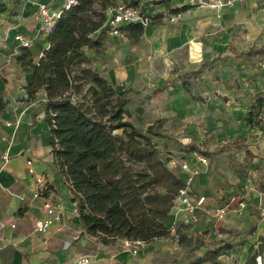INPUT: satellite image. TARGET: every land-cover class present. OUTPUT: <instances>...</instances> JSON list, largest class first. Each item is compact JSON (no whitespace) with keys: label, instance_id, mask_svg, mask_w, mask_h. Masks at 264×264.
Returning a JSON list of instances; mask_svg holds the SVG:
<instances>
[{"label":"crops","instance_id":"obj_1","mask_svg":"<svg viewBox=\"0 0 264 264\" xmlns=\"http://www.w3.org/2000/svg\"><path fill=\"white\" fill-rule=\"evenodd\" d=\"M64 1L0 0V98L6 103L0 110V264H60L73 252L89 254L90 264H195L184 258L190 247L197 259L219 249L218 264H245L264 245V196L261 203L248 198L241 209L231 202L222 219L212 210L192 217L171 209L170 236L141 242L136 252L124 248L122 239L101 244L90 239L70 185L55 164L45 114L37 101L27 99L26 90L49 46L48 35L38 32V5L61 7ZM192 1L143 4L153 19L139 37L121 31L105 35L97 50H81L127 100L126 120L145 129L163 119L162 129L171 128L177 141L167 142L170 155L198 169L191 188L205 194L211 208L215 198L229 200L237 191L264 194V126L257 116V124L246 121L264 94L259 65L264 58V0H232L222 8L197 7ZM172 15L178 17L172 21ZM16 34L29 38L30 45L17 43ZM191 149L202 152L207 163L193 159ZM173 171L185 176L178 166ZM37 176L44 179L42 186ZM45 200L63 205L62 223L38 232L34 222L43 216L39 207ZM178 228L183 240L175 235Z\"/></svg>","mask_w":264,"mask_h":264},{"label":"trees","instance_id":"obj_2","mask_svg":"<svg viewBox=\"0 0 264 264\" xmlns=\"http://www.w3.org/2000/svg\"><path fill=\"white\" fill-rule=\"evenodd\" d=\"M139 1L123 0L126 4ZM116 3L75 0L62 11L48 35L49 46L26 85L27 99L37 101L39 112L45 114L55 164L70 185L84 230L98 236L102 243L121 238L148 243L170 236L169 213L183 181L168 167V156L158 157L157 144L151 137L160 134L163 119L145 130L126 120L123 107L127 100L90 66L81 50L84 46L95 50L101 47L106 35V9ZM119 29L134 38L143 30L137 23ZM183 84L190 93L188 85ZM84 85L87 88L78 100ZM262 103L264 94L246 114L248 124L258 123L256 116ZM5 106L0 98V110ZM129 163L139 168L133 170ZM175 235L184 238L179 228ZM219 251H206L195 264H218ZM262 254L264 245L245 264H256L255 258Z\"/></svg>","mask_w":264,"mask_h":264},{"label":"built area","instance_id":"obj_3","mask_svg":"<svg viewBox=\"0 0 264 264\" xmlns=\"http://www.w3.org/2000/svg\"><path fill=\"white\" fill-rule=\"evenodd\" d=\"M153 0H140L136 4H126V3H116L114 6L107 8V18L104 23L105 25V34H119L121 33L119 27L128 23H137L141 26H148L153 19L152 13H147L143 8V4L149 3ZM75 0H65L61 7H50L46 3H41L38 5L36 12V19L38 24V32L49 35L51 32L53 25L57 18H59L60 14L64 9H67ZM195 6L203 7V6H211L215 8H222L232 2V0H214L213 2L194 0L192 1ZM178 15H172L169 17L170 20H175ZM98 33H96L97 35ZM14 40L17 43H20L24 47H28L30 45V39L25 38L20 34L14 35ZM260 67L264 69V58L259 63ZM257 119L261 126H264V103L260 108V111L257 115ZM186 144H190L189 138H184ZM191 157L195 159L197 162L201 164L207 163V157L202 154L197 149L190 150ZM169 161L167 163L168 167L173 171L175 167H179V170L185 173V176L182 179L183 186L178 189L176 197L174 199V205L172 209L186 211L192 217H197L198 214H208L210 210L213 211L214 216L217 219H222L225 217L228 211L231 210L230 203L236 201L237 208H244L247 205V199L259 198L261 203V198L264 196L259 190H253L249 194L239 193L237 191V196L226 199L215 198L213 207H209L205 205L206 196L205 194L197 191H193L191 188V183L193 181V176L198 169L191 168L187 159H182L177 156L168 155ZM28 165L29 172H33V168ZM44 179L41 176L36 177V183L40 186L43 185ZM37 195V193L35 194ZM234 198H236L234 200ZM75 204V203H74ZM76 205V204H75ZM40 211L43 213L42 217H39L34 222V229L38 232L45 231L49 226L55 225L60 226L61 221V213L63 209V205L59 202H52L50 200H45L41 206L39 207ZM78 211L77 207L75 209ZM260 221L264 222V208H260ZM13 226V225H12ZM87 233V232H86ZM88 234V233H87ZM92 241H96L98 244H101L98 236L88 234ZM76 238V237H75ZM122 239V246L124 248H132L134 252H136L135 247L139 243L138 240H130L126 238ZM256 264H261V256L258 255L256 258ZM90 255L81 253V252H73L65 261L60 264H90Z\"/></svg>","mask_w":264,"mask_h":264},{"label":"rangeland","instance_id":"obj_4","mask_svg":"<svg viewBox=\"0 0 264 264\" xmlns=\"http://www.w3.org/2000/svg\"><path fill=\"white\" fill-rule=\"evenodd\" d=\"M123 2V0H117V3H121ZM124 3V2H123ZM107 11V9H106ZM106 16H107V12H106ZM107 18V17H106ZM87 88V85H84L82 87V90L81 92L77 95L78 97V100H80V98L82 97V95H84L85 93V90ZM146 129V128H145ZM145 129H140V130H145ZM120 133V130L118 131ZM153 141L155 142V144H157V147L158 145L160 144V147H161V150H158L159 151V155L158 157L159 158H162L164 159V157L172 154L168 148H167V142H176V138L173 136L172 134V130L171 128L167 129V128H161V132L158 136H151ZM130 168H132L133 170H136L139 168V165L138 164H131L129 163L128 164ZM193 248L194 247H190L189 249H186V251L184 252V258L185 260L188 262V263H193V261H196V257H197V254L196 252L193 251ZM261 256V264H264V254L260 255Z\"/></svg>","mask_w":264,"mask_h":264}]
</instances>
